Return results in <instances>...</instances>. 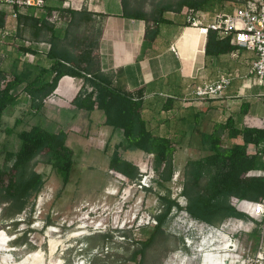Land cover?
I'll use <instances>...</instances> for the list:
<instances>
[{"label":"trees","instance_id":"1","mask_svg":"<svg viewBox=\"0 0 264 264\" xmlns=\"http://www.w3.org/2000/svg\"><path fill=\"white\" fill-rule=\"evenodd\" d=\"M219 1L221 5L224 0ZM228 1L236 2L238 6L243 3V0ZM215 4L216 0H166L154 3L146 11L142 3L136 0H121L122 16L153 23L165 22L163 14L166 11L179 13L183 8H191L211 13ZM28 7L36 9L17 15L15 35L22 40L48 41L50 47L47 56L51 63L24 85L20 75L0 68V130L3 128L4 109L17 99L19 93L29 95V106L36 112L42 108L43 100L55 90L62 76L83 79L71 103L88 113L94 108L102 110L103 124L113 132L120 130L122 134L109 158V169L129 179L137 178L138 167L122 158L119 152V149L127 150L131 147L156 156L162 163L154 179L159 187L165 189L163 194L157 193L159 212H151L155 220L152 231L145 239L136 240L137 246L131 251L129 260L134 264H143L146 250L163 234L164 224L173 208L184 210L191 218L213 226L220 225L230 217L242 220L249 218L245 212L236 208L235 201H261L264 198V163L261 170H255L258 157L264 151V116L252 125L245 124L243 118L248 113V107L247 103H242L238 114L212 120L210 128L206 129L204 107H190L186 115L180 114L174 119L173 130H169L168 117H158L161 111L166 112L172 107L169 99L162 103L157 114L150 117L145 113L144 102L140 97L114 87L112 76L101 70L94 51L101 36L105 14L88 11L86 7L75 9L46 4L42 7ZM53 10L65 21L66 26L61 32L48 20ZM6 15V11L0 8V27L5 24ZM145 35H148V29ZM151 36L154 37V34ZM233 47L228 37H218L215 31H208L204 47L206 55L225 53ZM18 48L22 51L28 49L24 46ZM87 85L92 86L90 91ZM17 86H21L20 91L14 93ZM151 118L165 123L166 129L155 130L150 124ZM17 124L18 120H15L13 126L5 127L6 133H12ZM190 125L192 135L198 137L206 154L189 159L185 164L180 193L185 197L186 204L182 206L175 198H171L165 183L173 175L176 146L183 142ZM16 136L20 141L18 148L6 151L0 166V203H6L3 217L7 218L20 214L27 206L29 214L32 212L34 201L45 183L43 174L35 169L39 162L49 164L63 186L69 182L73 165V153L66 144L65 131H49L36 123L28 129L16 131ZM248 144L254 146V152L248 151ZM39 154L43 156L41 161L35 160ZM146 189L151 190V187ZM255 223L253 234L264 229V218ZM116 230L109 229L99 236L105 242L112 237V231ZM26 231L24 229L23 234ZM17 240L19 243L20 237L16 241L14 239V242Z\"/></svg>","mask_w":264,"mask_h":264},{"label":"rangeland","instance_id":"2","mask_svg":"<svg viewBox=\"0 0 264 264\" xmlns=\"http://www.w3.org/2000/svg\"><path fill=\"white\" fill-rule=\"evenodd\" d=\"M136 1L149 11L154 3L166 0ZM238 5L228 0L220 5V1L216 0L212 14L205 13L212 16L230 12ZM246 81L252 88V95L246 96L249 100L246 103L249 104L248 114L255 116L252 117L254 122L257 117L264 116V80L259 83L250 75ZM230 109L223 111L229 112ZM216 113V118L225 115L221 111ZM248 114L243 120L250 119ZM62 116L67 115L64 113ZM22 118L10 134L6 133L5 127L13 126L19 119L13 122L6 117L3 123L0 130V166L5 152L18 148L20 141L16 131L28 128L34 121L29 117ZM77 118L80 127L77 132L64 126L66 144L73 153L69 182L63 186L55 170L49 164L39 162L35 169L43 174L45 183L34 201L32 212L29 214L27 206L12 218L3 217L6 203H0V232L3 236L0 264H23L29 255L40 259L34 264H134L129 256L137 246L136 240L145 239L152 231L155 223L152 213H158L160 208L157 193L165 192L154 180L162 163L156 156L135 147L119 149L122 158L138 167V175L129 179L118 174L109 169L108 161L122 138L121 131L113 132L103 123L97 124L96 118H104L100 110L91 114L92 123L86 116ZM204 125L206 129L210 128L206 123ZM45 128L57 130L54 124ZM204 154L206 151L198 137L191 132L176 146L173 175L165 187L170 190L171 198L182 206L186 201L180 193L185 164L187 160ZM42 159V154L35 157V160ZM141 179L151 190H147V186L140 187ZM246 214L249 218L230 217L213 226L191 218L184 210L173 208L164 224L163 234L146 250L143 264H221L228 254L231 264H264V229L260 233H252L255 221L261 218ZM24 229L27 231L23 234ZM109 229L117 230L112 231V237L103 242L99 234ZM19 237V243L18 240L14 242ZM51 241L58 243L52 255L49 252ZM224 247L231 252L223 250Z\"/></svg>","mask_w":264,"mask_h":264},{"label":"crops","instance_id":"3","mask_svg":"<svg viewBox=\"0 0 264 264\" xmlns=\"http://www.w3.org/2000/svg\"><path fill=\"white\" fill-rule=\"evenodd\" d=\"M44 4L58 7L69 5L75 9L86 7L88 11L105 14L106 17L102 19L101 36L94 51L101 70L112 76L114 87L134 97H140L144 102L145 113L150 117L157 114L162 103L169 99L172 107L158 114V117H168L169 130H173L174 119L180 114L186 115L190 107L197 109L204 107L206 111L204 124L209 125L212 120H222L229 114H237L241 104L249 101L246 96L252 95L251 85L246 81L245 76L255 59V53L242 46L233 45L234 47L228 52L206 55L204 52L206 37L196 28L185 25L188 15L186 8L179 13L166 11L163 14L165 22L153 23L122 16L121 0H44ZM1 9L6 13L9 11L6 4H3ZM32 9L35 11L36 8L26 7L21 9L20 13L31 12ZM213 15L206 14L204 22L211 21ZM15 24L17 26V18L9 16L4 26L12 30ZM65 26L63 21L55 24V28L60 32ZM146 29L148 35H145ZM15 30L16 27L6 37L0 35V68L20 75L24 85L41 69L50 66L51 61L47 56L50 43L44 40H22L15 35ZM152 34L154 37L151 36ZM25 41L30 44L27 45ZM19 46L28 49L22 51ZM172 46L177 53L172 50ZM26 53L33 57L28 58ZM221 75L230 77V84L223 95L204 101L195 99L193 91L196 87L216 80ZM82 83V78L62 76L55 90L43 100L42 108L36 112L29 106V96L25 92L19 93L17 99L4 109L3 123L6 117L13 122L16 118L19 122L22 117H29L34 120L30 125L38 123L45 128L49 124H54L57 129L55 131L58 129L65 131L64 126L67 125L70 130L77 132L80 128L78 116H86V119L92 123L91 114L99 111L94 108L88 113L71 103ZM20 87L17 86L14 93H18ZM247 107L249 109L248 103ZM225 108L231 109L227 112L223 111ZM218 111L225 115L216 118ZM64 113L67 116L63 117ZM249 116L251 114L247 117ZM251 117L255 118V116ZM103 121L104 118L101 120L96 118L95 122L100 124ZM150 124L155 130L166 129L165 123L153 119ZM187 129H189L187 133L192 132L191 125ZM247 148L249 152L255 150L250 144ZM263 163L262 153L258 157L255 170H261Z\"/></svg>","mask_w":264,"mask_h":264},{"label":"built area","instance_id":"4","mask_svg":"<svg viewBox=\"0 0 264 264\" xmlns=\"http://www.w3.org/2000/svg\"><path fill=\"white\" fill-rule=\"evenodd\" d=\"M3 4L9 7V11L6 15L7 22L9 16L17 18V15L23 8L28 6L42 7L44 5V0H0V8ZM66 7H69V5ZM186 11L188 14L187 22L189 26L196 28L198 32L205 37L209 30H213L218 37H228L231 45L242 46L245 49L253 51L255 53V59L249 66L245 76L246 80L250 75H253L259 83L264 80V0H243L242 5L233 8L230 12L215 13L211 21L208 22H204L206 16L205 12L191 8H186ZM48 20L54 24H59L62 21L65 24L64 19L59 16L56 10L51 12ZM15 27L16 24L12 30H14ZM12 30L6 26L2 27L0 29L1 37L10 35ZM25 43L27 45L30 44L28 41H25ZM172 50L177 53L174 46H172ZM26 56L28 58L33 57L29 53H26ZM87 76L90 75L87 74ZM229 84L230 77L228 75H221L216 80L206 82L196 87L193 94L198 101L217 98L223 95ZM86 87L89 91L92 89V86L87 85ZM244 123L252 125L253 118L250 117V119H245ZM143 186L148 187V185L143 182V179H141L140 187L142 188ZM184 204H186V201ZM235 205L238 210L246 212L250 214V216H259L261 219L264 218V198L261 201L239 199L235 201Z\"/></svg>","mask_w":264,"mask_h":264},{"label":"bare ground","instance_id":"5","mask_svg":"<svg viewBox=\"0 0 264 264\" xmlns=\"http://www.w3.org/2000/svg\"><path fill=\"white\" fill-rule=\"evenodd\" d=\"M1 242H3V236H2V233L0 232V243H1ZM57 245H58V243H57V242H54V241H51V242L49 243V252H50L51 255H52L53 252L55 251ZM223 250H225V251H227V252H231V250L228 249V248H226V247H224ZM216 251H217V250H216ZM218 252H219V251H218ZM229 255H230V254L227 255V256H228L227 258L221 260V264H231V263H232V261L230 260V256H229ZM34 257H35V258H34ZM31 260H33V262H32L31 264H34V263L40 261V259L37 258L36 255H34V256H32V255L30 256V255H29V256H26V257H25V259H24V261H23L22 263H23V264H24V262H25V263H30Z\"/></svg>","mask_w":264,"mask_h":264}]
</instances>
